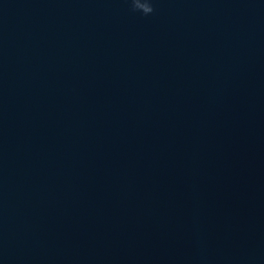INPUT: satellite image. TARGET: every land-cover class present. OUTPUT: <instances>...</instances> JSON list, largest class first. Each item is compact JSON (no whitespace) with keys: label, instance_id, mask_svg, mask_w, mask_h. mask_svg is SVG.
<instances>
[{"label":"water","instance_id":"water-1","mask_svg":"<svg viewBox=\"0 0 264 264\" xmlns=\"http://www.w3.org/2000/svg\"><path fill=\"white\" fill-rule=\"evenodd\" d=\"M0 0V264H264V0Z\"/></svg>","mask_w":264,"mask_h":264},{"label":"clouds","instance_id":"clouds-1","mask_svg":"<svg viewBox=\"0 0 264 264\" xmlns=\"http://www.w3.org/2000/svg\"><path fill=\"white\" fill-rule=\"evenodd\" d=\"M133 4L136 9L140 10L145 15H148L153 11L152 7L148 3H146L147 7H141L139 0H133Z\"/></svg>","mask_w":264,"mask_h":264}]
</instances>
